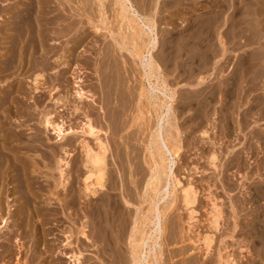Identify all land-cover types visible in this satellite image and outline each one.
<instances>
[{"label":"rangeland","instance_id":"rangeland-1","mask_svg":"<svg viewBox=\"0 0 264 264\" xmlns=\"http://www.w3.org/2000/svg\"><path fill=\"white\" fill-rule=\"evenodd\" d=\"M19 1L20 0H18V2ZM21 1L20 3H17V0H12V1L11 0H0V10L4 9V11L3 10L0 11V33H2V35L0 34V50H2L1 52H6L7 50L11 48H14L15 50L16 46L18 47V45L20 46V45H23V43L28 42L29 37H26L24 35L30 36L32 34L30 38L34 37V33L36 32L38 33V31L36 28L34 30V28L30 27L33 24L31 23V21L35 18V15H37V12L39 10L47 9V11H50L49 13L46 11L48 15L45 14V17L48 18V21L45 20L47 18L41 19L42 21H40V23L44 26V28L43 26L41 28L44 31L43 30L41 31L43 32V36H42V38L44 39L43 41H46V39H48L46 41L47 44L58 46V50H60L59 53L57 51L58 53V54L56 53L57 55L54 54L52 55L53 57H51L52 62L54 61L53 63L54 65L60 62L56 67L54 66L55 69H58L57 68L58 66L60 67L62 64L66 63L67 61L66 55H68L69 52L64 47L68 48L71 44L73 45V43H74V47L77 44L75 47L76 48L75 52L78 51L77 53L81 55L80 56V55L74 54L76 56L70 57L71 59L76 57L75 59H73L74 62L76 63L74 64L73 62L74 64V65L72 64L73 67H75L76 65L77 67L79 65L84 66V63H83L84 61L82 59L85 58V56H89L91 54L90 55L91 57H95V56L97 57V54L98 56L99 54L100 55L103 54V52L106 49L111 50V52L106 50V52L108 53L110 52L109 54H107L108 56H110V54H113V56L114 54L115 55L117 54L116 57H113L112 55L110 56L111 60L109 62H111L112 66L110 63L109 64H110V71L112 73L110 72L111 75L109 79L111 78L110 81L113 79L114 81L112 80V82L113 83L115 82V84L118 83L119 87L117 86V84L116 85L114 84L116 88L115 92L117 94V97L121 101L122 106L124 107L123 108L124 110L122 109L124 111V112L122 111L124 116L122 115L120 110L118 111L116 110L115 112H113L115 116L112 115L113 118L111 119V121H113L114 119L116 120H114L113 123L111 122L110 124L111 125L113 124V126H115L114 128H116L117 130L114 129L113 126H110L111 130L108 129V133L111 135L107 133L108 135L104 134L103 136H100V137H103L102 138L103 140H105L106 138L109 139V140L107 139L108 141L107 143L109 144L110 142V147H111L110 149H112V151H115L114 147H117L116 145H118L117 148L119 149L123 146V145L121 146L120 144L122 142V139L125 142L128 141L127 144L129 143L128 148L127 147L125 148L126 150L122 148V151L124 150L122 157L124 156L127 157V154L125 153L127 151H128L127 153L128 154L130 153L129 155H131V156L128 155L127 157L128 158L127 165L121 171V174L118 170L117 174H116L117 171L116 172L114 171L116 175H112L114 173L108 175L107 178H109V180L108 179L107 180L110 182V184H108L109 187L111 188L113 180L115 181L113 184L116 183L115 186L118 185L117 184L118 182H116V180L118 181L119 178L121 179V175L122 176L125 175L123 177L124 179L125 178L128 179L127 177H129L131 181H134L136 178L137 182L136 181H135L136 183L131 182V181L128 182L125 179L126 184L128 183L130 186H132L131 188L128 184L126 185L128 186L126 190V196L128 197L129 194L130 195L132 194V195L129 198L125 196V199L127 198L126 199L127 202H130L131 204L126 203L127 208L125 209L123 208L121 209L120 207H119L120 209L118 207H116L117 209L115 207H114L115 209L112 208V213L114 214V216L116 217V215H118L120 217L119 219H118V216L117 218L114 217V220H112V224L114 221L115 222H114V225L112 226V229L115 226L116 229L119 230V232H116L115 227L113 231L111 229L112 233L108 231L105 232L104 229L102 231L101 228L99 229L98 227H96L98 232H96V229L94 232L95 236L93 240L95 239V245L96 243H99L96 245L97 247H100L99 246L100 244L105 245L106 243L105 240L107 239L109 233H111L110 234L112 237L111 240L115 241L117 239L115 243L113 241L111 242L115 246L111 247L113 245L110 244L111 246H109V249L106 250L105 252L106 254H103L105 256L108 255L111 263L108 260H106L108 259L107 256L105 259L106 261H103L102 257L104 256H102L101 253L98 254L97 249L95 250L93 246L90 247L91 245L89 246L86 243L83 244L77 240L76 242L74 241L77 236L75 234H78V229H80L78 228V226L79 224L83 222L80 221L81 222L80 223L79 222L80 219L78 220L76 218L77 216H75L73 213V211H75L74 208L77 209V207L70 206V205L67 207L65 205L63 207L64 208L66 207L68 209L66 210L65 208V210L63 211H66L64 213H66L69 217L67 215L66 217L65 214L62 212V208H63L62 207L61 214L63 213L64 216L63 215L61 216L63 218L59 222L61 224L59 223L56 224L55 221H53L55 225H59V226H54V225L53 226L56 228L60 227V229L54 228L52 231H46L45 233L48 232L47 233L48 236L44 234L43 236L44 238H41L40 232L36 231L35 233H37L38 236H35L34 238V236L32 235H27V234H31L29 230L30 228L26 229L30 233L24 234V236L20 238V242L23 241L21 242L22 244L21 247H23L24 249H21L20 247H18V243L16 241H14L15 242L14 243L10 241L6 242V240H4L5 242L3 243L4 245L2 244L0 246V264H47V261H49L48 264H50V261L51 263H54V264H73V262L70 261L72 258L70 259L66 258L64 255V252L67 253V251H68V254L74 253V252L77 253L78 251H80L81 254L80 253H77V254H79V256L81 257L80 258L81 262L83 261L81 264H92V263L96 264V262L99 264L100 263L104 264V262L106 263L107 261H108L107 264H114V263L115 264H118V263L133 264L131 263L132 262L131 261V258H132L131 256L132 246L131 245H133V243H135L136 241H137L136 245L138 244V242L143 241L144 238L142 236L140 237L139 233L140 231L144 229L145 226H147V228L145 227V230H144L146 232L147 230L151 228V226H148V224L150 225V222L147 221V219L149 218L148 217L149 214H150V218L152 217L151 216L153 214L152 204H153V201L155 200L154 198L157 199L158 198L157 196L159 197L161 196V193L159 195L157 194L156 196H155V193H157V191H159L158 189L162 187L163 188L166 187L167 188V189L165 188L166 190L169 189L170 192L168 191V193L171 194L172 192V196L174 195L175 197L173 196L174 200H172L173 202L171 203L170 198H172V196L170 197V194H167V196H165L167 198H164L161 200L162 202L161 204L163 206L160 204L158 206V208H161V210L159 209L160 213L165 212V214H162V217H164L162 218V222H163L162 225L164 229L162 228L163 233L161 232V235L158 240L159 245L161 247L158 248L159 251L156 252L155 254L156 257L154 256L157 261L155 259L153 260V257H152L150 258L149 264H154V261L157 262V263L155 262V264H222L226 257L232 259L234 264H264V0H131L132 6L137 11V13L138 11L140 12L138 13V15H140V17L142 16L141 18H143L144 16V18L145 17L148 18V21L154 18V22L153 21H149V22H152L150 24H153V23L156 24V26H154V29H155L154 33L157 35V37L155 35V37L157 38L156 40L157 43L155 44L156 46L154 49H152L151 51L152 53L150 52V54H148L149 46L148 44H146V43H149V41L146 42V40H150V37L146 35L147 33L144 35L140 34L138 30L137 32H134V29L135 28L137 29V27L135 26L137 24H133L134 22L131 25L135 26V28L133 29L132 27L131 29L130 27L131 25L129 26L130 24L129 20L127 19L128 20L127 21L126 18L124 19L126 20V22L122 20L123 17L121 16V12L118 11V8L120 10V7L117 4H115V0H107V1L102 0V3H100L101 0H60V1L58 0H54V1L44 0L43 1L42 0L43 2L39 0H35V1L33 0V2L32 1L29 2L30 0H26L27 2L25 0H21ZM24 1L26 2V4H23L25 3ZM37 1L39 3L42 2L43 6H41L42 3L39 4ZM111 1L114 3V5L111 4ZM8 3L9 5L8 7H6V4ZM10 3L12 4L14 3L16 6L17 5L18 6L16 7L14 4L12 5ZM99 3L102 4L100 6H102L103 8L99 7ZM19 4H21L22 8L24 5L25 6L27 4H30V5H27L28 9H26L27 7L22 9ZM32 4L33 5L35 4V5L33 6ZM2 6L4 8H2ZM9 6H11V8H9ZM14 7H16L17 9H15ZM18 7H19V10H18ZM6 8H9V9H6ZM16 10L19 15L16 13L17 16H14ZM20 10L22 11L18 12ZM10 11H13V12H10ZM24 11L26 12V14ZM27 12L28 13L30 12L29 15H27L28 14ZM58 12L60 14H57ZM100 12L105 17L102 18V15L100 14ZM118 12L120 13V15ZM21 14L23 15L21 16ZM25 15H27V17ZM31 15H33L32 20L28 18L29 16L31 17ZM61 15L65 17H62ZM7 16L11 18L13 17L14 20L13 18L8 19ZM24 16L25 18H28L31 21L27 23L24 22V21H29V20H25ZM57 16L59 19L62 20L61 22L58 21L59 19L57 18ZM128 16H130L129 13L127 17ZM66 17L67 19H65V22H64L63 20ZM91 17H93V19ZM97 17L98 18L100 17L99 18L100 22H98L99 20L97 21L98 19ZM13 21L17 22L18 25L17 24L15 25ZM69 21H71L72 24H70L71 22ZM47 22H50V24ZM102 22H103V25H102ZM28 23H30L29 24L30 26L27 27ZM43 23H46L48 25L43 24ZM60 24L62 27L60 26ZM68 24H69V27L67 28ZM94 24H98V25L100 24L99 26L95 25L97 29L98 27H100V29H98L99 31L96 29V27L95 29L94 27H92L94 26ZM14 25L17 27L22 25L20 27L21 28L23 27L22 28L23 31L21 30L20 27H19L20 28L19 30L17 29V27H16V30L15 28L13 29ZM45 25L47 26V28H45ZM5 26H9V27L11 26L10 27L11 29H9V27L4 28ZM58 26H60L61 28ZM70 27L71 28L73 27L74 29L76 28L77 31H75L73 28L71 31ZM79 28L81 30L83 28L82 32L80 31ZM143 28L144 29L146 28L145 31H147L146 26ZM32 29H33V32L31 31ZM57 29L59 32L57 31ZM25 30L26 32H29V33H25ZM54 30L57 31L58 33L57 32L55 33ZM60 31L62 32V34L60 33ZM6 32H8L9 34ZM63 32H66V33H63ZM84 32H85V35H84ZM44 33L45 34L48 33V35H50L52 38L49 36H48L49 38L47 36L45 38ZM133 33H137L138 35L140 34L143 36H140V35L136 36V38L139 37V39H136L133 36L134 35ZM22 36L26 38L23 39ZM141 37H143V39ZM27 38H28V41H27ZM140 39L142 40L140 41ZM139 42L142 45H140ZM144 42L147 46H145ZM13 45L15 47H12ZM104 45L107 47L105 48ZM118 45L123 46L124 49L122 50V47H118ZM8 46L11 48H8ZM61 46L63 47V49H65L64 50L65 52L62 50ZM1 47L5 48V50L3 51ZM100 48L103 49L102 53L101 51H99L101 50ZM86 49L90 51H87V53H85ZM126 49L128 51H126ZM91 51L94 53L93 55ZM137 51L139 52L142 51L140 53V54H143L142 55L143 57H141L142 59L139 57V54H135ZM131 52H134L133 54L138 55V56H134ZM88 53L89 55H87ZM77 56H78V59H77ZM3 58H2V55H0V59H3ZM113 58H116L117 60ZM151 58H152V61L153 59H155L154 61L156 63H154L153 61L154 65L155 64L158 65L156 66V68L158 67L160 68V69L158 68L160 71L154 68L155 70H153V72L155 71V73L153 74L149 72L151 69L148 66L149 64L148 61ZM139 59H141L142 61H140ZM114 61H117V63L119 64L118 67H116L117 63L115 64ZM143 63L145 67L143 66ZM113 64L116 65L114 67H116L117 69L113 67ZM73 67H71L65 73L67 81L64 82L65 86L63 87V89L55 88L56 91H54V93H57V95H60L59 97L62 96V98L66 97L68 99V97L70 96L68 100L69 103H66L67 105H69V107L74 105L72 103H75L76 98H78L76 97V94H77V91L81 90L80 88H82L83 89L82 91L84 92L89 91L88 92L89 94L92 92L91 93L92 95L94 96L96 95V93L93 92L95 91L94 82L96 81L94 80V78L91 79V77L94 76L92 72L89 71V73L92 75L86 77L87 79H90V82L88 81V82L81 84L79 80L80 78L78 76L79 74L75 70H73ZM111 69L112 70L116 69L118 71L115 70L113 72ZM156 70H158L159 72H157ZM114 73H116L115 74L116 77H119V78L121 77V75L117 76V73L123 74L122 78L123 79L125 78L124 80L122 79L121 81L123 82V84H121V82L119 81L121 78L119 79L115 77L117 80L119 79L118 80L119 82L116 81L115 78H112L114 76ZM156 73H159L161 75L157 74V77H156ZM146 74L152 77L150 76L148 77V75ZM160 78H162L164 82ZM47 80H43V79L41 80L43 82L42 84L43 86L41 85L42 87L46 88L48 87V85L51 84L50 81L52 79L49 80L50 83L47 82ZM155 80H157L158 82L160 80L161 81L158 83ZM57 83L58 81L55 82V84H51L50 88H52V85L58 86L56 85ZM164 83L165 85H163ZM26 84H27L26 86L31 87L28 83ZM121 85L123 86V89L120 88ZM117 87L119 88L118 89L119 91L121 90L120 93L119 91H117ZM155 87H158V88H155ZM53 88L51 89L52 92L53 90H55ZM154 89H157L158 91ZM162 89L163 91H161ZM170 91L174 95V98L169 97V99L171 98V100H169L167 97L171 95ZM159 92L160 93L162 92L163 94L161 93L162 95L161 94L159 95ZM65 93H67V95ZM141 94H143L144 96ZM157 94L159 97L166 96L167 101L166 99L158 100L159 99L158 96H157L158 98L155 97V100L153 101L154 98L151 96H154ZM118 95H120L121 97ZM150 97L151 99L152 98L153 99L150 100L149 99ZM48 98H47V101L49 100ZM156 99L158 100L160 105L165 100V102L162 103L163 106L161 105L160 107L161 110L157 108L159 106V103L157 102ZM80 100L81 99H78L79 104H80ZM49 101L51 102L52 100H49ZM78 101H76V103ZM123 102H125V104ZM153 102L155 106L157 105L156 108L153 106ZM166 102H169V103H166ZM164 105L166 106L164 107ZM168 106H170L171 108ZM167 108L170 111L167 110ZM70 109L68 108V110H66L65 108V110L61 113L62 117L56 116L54 118V121L59 122L60 120H62L59 123L63 126L64 129H67L69 131V134L67 133L63 141H66L65 139H67L71 143V140H72V143H71L73 144L72 146L68 142V151L70 153H73L75 157H73L74 155L72 154L70 155L71 158L70 156L66 155V157L72 161V162H69L70 160H67L70 163L69 164L70 169L68 170H71V173H72L75 171V168L77 167L76 164H80L78 161L81 159L82 156L80 157L79 155H83L82 153L83 151H82L81 144H80V143H85L83 139L86 140V143L89 142L91 145H93V147L95 146V143H96V140L95 141L93 140L95 139L93 138L95 136L88 135V133L86 134L83 133L84 131L82 130L84 129V126L87 124L86 123L84 125L83 123L85 122L89 123V121L91 120L90 122L93 121L92 123L95 128L97 127L98 129L101 126H99V124L98 126H95L97 124L96 119H93V117L96 116V115L95 116L93 115L95 111H93L92 114L89 113L90 114L88 115L89 117L85 113H82L81 116L74 119L72 118V114H70L72 112V110ZM157 109H159L161 112L158 111ZM154 110H156V112ZM157 111L161 115L160 118L164 117L162 118V122H163L162 124L164 125V131H163V127L162 129H160V134L164 133V136L161 135L160 138H162V136L163 138H165V141L166 143L168 142L167 145L169 144L168 146L171 150H173V147H174V150L172 151V154L174 155V157L173 155L171 156V153L170 155L168 153L164 154L165 163L169 164L172 158L176 159L175 167L177 166V169L175 168L176 169L175 173L177 177L179 179L182 177L180 180L183 184H187L192 181L191 186L193 187V189L196 188L194 189L195 191L197 190L195 193L196 198H195L193 205L192 204L186 205L189 207L188 210H187L188 207L184 205L185 203L184 200H182L183 196L182 194H180L181 193L180 187L175 189L174 193H173V189L170 188L172 186V180H169L171 179L170 177H168L165 174L163 175L165 176L164 178L162 176V180H163L162 183H164L165 185L161 183V180L160 182H157V184L155 182L154 184L152 181L150 183V181L148 180L150 179L148 178L150 177V174L152 176V172L155 171L154 170L155 164H157L161 160L159 156L160 155L159 151L157 152V149L156 151H154V147L156 143L152 144V142L154 141H151L152 140L151 135L153 137L156 134V130L154 129H156L157 127V121L160 116L158 115L159 113H157ZM170 112L172 114L168 116ZM33 115H32L33 118L34 117L35 118L33 119L31 116L30 117L28 116L29 119L26 118L28 119V121L25 119L26 115L23 118L24 121L22 120V116H20L23 122L26 121L24 124L27 126L25 127L22 126L20 128L15 127L16 130L18 128L20 129V131L21 129L23 130V128L25 130L27 127L28 128L27 130L25 131L23 130L24 136L26 134L27 135L30 134V136L29 135L25 136L27 137V138L24 137L26 140L23 141L24 139L22 138L23 139L22 141L26 142L25 144L27 145L28 143L27 139L29 138V140H31L30 144H35L38 146V149L36 148L32 149L34 151H31V149L30 150L26 149L27 151H25L24 148L22 149L24 151L21 150L23 153H25L24 156L26 155L27 158H30V159H27L29 162L32 161L31 160L32 158H33V161L35 162L38 160L42 161V158H40L41 154H39V152L43 153L42 150H44V153H45L46 149L49 151L50 148L54 147L55 144H57L56 142L57 138H55V135L57 137V133L55 134L52 132V130L50 129L47 130L46 128H44L42 123H40L42 121V118L40 117L41 119L39 120L38 115H37L38 117L36 116V114H33ZM85 115L90 119L89 121L88 120L86 121L87 117ZM117 115L120 117L119 118L120 121L117 120L118 119ZM114 117H117V118H114ZM121 117L123 118L125 117L123 120H125L124 122L126 126L124 122H122ZM168 117H170V120H168L169 122L167 121ZM119 122L120 123L122 122L124 124L123 127L124 126L126 127V128H123L122 131H120L122 129V123L120 124ZM166 122L167 123L171 122V124H169L170 126L167 125ZM38 123H40L41 125ZM154 124H156V127ZM40 126L43 127L42 129L44 130L46 129V131L44 130H43L44 132L41 131ZM38 127L40 131L39 129H37ZM118 127H121V128L118 129ZM112 128L114 131H112ZM69 129H73V130H69ZM37 130L39 131V133H36ZM115 130L116 132L119 131L120 133L118 132L117 134H115ZM109 131H111L113 134ZM165 131H166V134H165ZM122 132L123 134L119 138V134H121ZM152 132L155 134H153ZM31 133L32 134L36 133V134L32 135ZM37 134L39 136H37ZM124 134H126L125 138L127 140H125ZM167 134L168 136H166ZM98 135H102V134H98ZM31 136H34V137L36 136L37 140H34L35 138L30 139ZM176 136L177 137L179 136L178 137L179 140L177 141L173 139ZM40 138L41 140H38ZM154 138L155 137H153V139ZM35 141H38V144H36L37 142L35 143ZM40 141H42L44 144L43 143L39 144ZM175 142L177 143L175 144ZM119 144L121 147H119ZM151 144L154 145V147ZM49 145H52V146H49ZM171 145L172 147H170ZM47 146H49L50 148ZM151 148L153 149L154 152L152 151ZM112 151H110V157L113 156L109 161L112 163V164L110 163V166L117 167L116 166L117 161L115 162V160L116 158L120 160V154H122V151L121 153H117V151L113 153ZM36 153H38L39 155H37ZM150 153H152V155L154 156H152ZM115 154L117 157L115 156ZM28 155H30V157ZM212 156L215 158V161L213 160L214 158L212 159ZM165 157L169 159H166ZM152 158H154L153 161H151ZM132 160L133 162H131ZM166 160H168V162ZM33 161L32 163L30 162L31 165H33ZM73 161H76L75 162L76 164ZM215 163L217 166L215 165ZM74 164L76 165V167H74L75 166ZM134 165L135 166L138 165L139 167L137 166L135 168ZM152 165L154 167L151 168L150 166ZM214 167L215 168L217 167V168L215 169ZM128 169H131L134 172ZM134 169H136L137 174L135 173ZM37 170H41V172H44L47 169L43 167H39L37 168ZM48 171L49 170H47L46 172ZM127 171H129L128 172L129 174H125L127 173ZM148 171L150 173H148ZM146 173H148L149 175L147 174L146 176ZM69 174H70V171H69ZM142 174L143 175L145 174L144 177H140V175L142 176ZM118 176L120 177L118 178ZM166 176L168 177L167 179H166ZM185 176H188L189 178ZM133 178L134 180H132ZM137 178L138 179L143 178V180L138 181ZM187 178L189 179V181L187 180ZM164 179L165 181H169L168 184L167 182H164ZM146 180L149 181L148 183H150L151 185L153 184L152 185L153 188L152 186L151 187L147 186L148 188L145 189L146 185L148 184L146 183L147 182ZM139 182H140V185H139ZM142 182L143 183L145 182V184H143ZM44 183H45V186H48V184L45 181ZM44 183L42 182V184ZM78 183H80V179ZM78 183H75V185ZM133 183H134V187H133ZM160 184L162 185V187L160 186ZM36 185L38 186L39 184H36ZM45 186L43 190L36 189V191L40 194V196L43 194L44 195L43 198L48 199L52 193L50 192V190L48 191V189ZM77 186H78V189L81 188V183L80 185L78 184ZM155 186H157V189ZM116 187L118 188V186ZM48 188L51 189L50 186H48ZM117 188H115L116 190L110 189L107 192H113V194L114 192L119 193ZM135 188H136V191L134 190L131 191V189H135ZM151 188L154 190L150 191ZM78 189L77 191L80 192L81 190L80 189L78 190ZM141 189L143 192L141 191ZM144 191H146V198H142L145 195ZM148 191L149 193L152 192L151 197L153 199L149 196L150 194L149 195L147 194ZM102 192L103 191L98 192L100 194L97 193L98 195L97 194L96 195L101 196V198L100 196L98 197V200L99 199L103 200L104 198V201H105V199L108 197V193L102 194ZM138 192H139V195H137ZM141 192L143 193V196L140 195ZM47 194L50 196H48ZM163 194H165V192H163ZM116 197H118V194L115 195V198ZM143 199L146 201H144ZM51 200L52 201L50 202H53V199ZM140 200H143L144 202L143 201L140 202ZM163 200H164V203H163ZM165 203H167V205H164ZM213 203L215 205H213ZM9 204H11V202ZM3 205H6V206H5V214H3L4 219L2 218L0 220V227H1L0 233L1 234H3L2 232L5 233L9 231V229L11 230L10 224L12 222V218L8 217L10 214L7 216L8 213L6 212H9V209L13 208L12 206L5 204V202H3ZM216 205L218 207H216ZM161 206L162 207L166 206L164 207L166 211H164L165 209L162 208ZM169 206L170 208L168 209L167 207ZM212 206L213 207L215 206L216 208L215 207L214 208L219 210V213L217 210L215 211V209H213ZM149 208L151 209V211H148ZM191 209L194 210V212L191 214V216L193 215V219H190L189 217L190 216L189 211H191ZM210 209H212V211ZM113 210H116L115 211L116 213H114ZM51 211L54 212V210H51ZM210 211H211V214H210ZM213 212H216L220 217L218 218L219 219L218 221H220L218 222L219 226L217 224V228H215V230L213 229L214 228L213 224L211 223L212 224L211 225L209 223V221L212 220L211 218H213V214H212ZM136 215H139V217L140 215L141 216L144 215L146 216V220L144 221L145 218L143 216L144 219L140 217V219H142L141 221L138 216L135 217ZM70 216L72 217L74 216V217L72 218ZM5 217L6 218L8 217L7 223L9 224L6 223L8 225L7 227L5 226V223H4L6 219ZM53 217L55 218L54 215L51 218ZM133 217L137 221H134L135 219H133ZM68 218L69 219L71 218L70 219L71 221ZM150 218L148 220H150ZM35 219L39 220L40 217L37 219V216H36ZM75 219H76V222L78 223L74 222ZM86 219L87 218L85 219L82 218L81 220L85 221ZM116 219L118 220V222L116 221ZM32 221H34V218L32 219ZM133 221L135 223H133ZM143 221L145 222L144 224L146 225L144 224L140 225L141 222L143 223ZM38 222H40V220ZM38 222H36L37 225H38ZM72 222L75 223L76 225L73 224ZM131 222L133 223V225L131 224ZM138 222L139 224H137ZM147 222L149 223L147 224ZM115 223H117L118 225L121 224L120 227L117 228V224ZM134 225L138 226V228ZM2 226H4L3 229H2ZM29 226H26V228H28ZM141 226H143V228H141ZM139 227H140V231H139ZM74 228H75V231L77 230V232L73 230ZM123 229H124V232H123ZM130 229H134L135 234L137 232L138 237L135 234L133 236L128 234L130 233L128 232L130 231ZM137 229L139 232L137 231ZM70 231L72 232L74 231L75 233H71L73 235L70 236L69 235ZM49 232L51 233L57 232L58 234H60V237H59L60 239H57L58 238L57 236H59V235H56L57 233L55 234L56 235L55 236L54 233L51 234ZM59 232H61L63 236ZM97 234L99 236H96ZM100 234H102V236ZM105 234L107 236H105ZM113 234L114 235L117 234L118 237L117 235L113 237ZM120 234H123L122 240L120 239V236H119ZM127 234L130 236V239ZM6 235L7 234H4V237ZM25 235H27L28 237L26 236L25 238ZM204 235L205 236L210 235L213 238L211 240L212 242L210 246H208V249H206L207 246L206 247L203 246L204 243L202 244L203 242L202 239H204L202 237H205ZM100 236L101 238L103 237L102 240ZM32 237L34 239H32ZM64 237L65 238L68 237V238L65 239ZM95 237L100 238L99 241H97L98 238L96 239ZM127 237H128V240H127ZM134 237L137 239L138 238L140 239L142 238V239L141 240L136 239L134 242L133 241L135 239ZM3 239H4L3 237L0 238V240H3ZM63 239H65L67 242L70 241L69 242L70 244L72 242L73 246L69 244L70 246L66 245L67 247H65L64 243H62V242H65V240L62 241ZM103 239L105 243H102ZM30 240L32 241L34 240L33 244L38 249H41V248L44 249L45 248L44 245L45 246L49 245L48 247L49 248L51 247V248L49 249L48 247H46L44 253L41 252V256L42 254L44 255L39 258L40 255L35 256V254L37 253L33 254L29 251L30 252L29 254V252L25 250L27 246L28 247L34 246L32 245V241ZM30 242H31V246H29ZM42 242L47 243V245L45 243L42 244ZM117 242L119 243L117 244ZM129 242L130 243L132 242V244L130 245ZM61 243L62 245H64L65 251L63 249V246L61 245L59 246V244ZM39 245L41 246V248L39 247ZM95 245L94 247H96ZM10 246L12 248H10ZM3 247H5L6 252H4ZM47 248H48V251L46 250ZM113 248L114 250L115 249L116 250L114 251ZM18 249L21 251H19ZM60 249H63V253ZM107 251H109L108 254H107ZM110 251L113 252V254L111 253L112 254L111 256L109 254ZM20 252H22L23 254L22 253L20 254ZM31 254L34 255V259ZM35 257L37 258L35 259ZM41 258H43L45 262ZM111 259H114V260H111ZM41 260L42 262H39Z\"/></svg>","mask_w":264,"mask_h":264},{"label":"bare ground","instance_id":"bare-ground-1","mask_svg":"<svg viewBox=\"0 0 264 264\" xmlns=\"http://www.w3.org/2000/svg\"><path fill=\"white\" fill-rule=\"evenodd\" d=\"M12 1V0H11ZM21 1V0H20ZM20 1L18 2V0H17V3H20ZM26 1V0H25ZM24 1V2H25ZM33 2V0H30L29 2ZM35 1V0H34ZM39 1H42V0H39ZM44 1V0H43ZM42 1V2H43ZM48 1V0H47ZM54 1V0H53ZM58 1H60V0H58ZM105 1V0H104ZM107 1V0H106ZM27 2V1H26ZM26 2L25 3H23V4H26ZM38 2V1H37ZM41 2V3H42ZM110 2V1H109ZM21 3H22V1H21ZM35 3V2H34ZM39 3V2H38ZM38 3H36V4H38ZM41 3H39V4H41ZM87 3V2H86ZM100 3H102V0L100 1ZM99 3V7H102V6H100V5H102V4H100ZM10 4H12V3H10ZM14 4V3H13ZM12 4V5H13ZM84 4V3H83ZM111 4H113L114 5V3L111 1ZM115 4H117L119 7H120V10H119V8H118V11L119 12H121V16L123 17V19L122 20H124L125 18H126V20L128 19L129 20V26L133 23V24H137V25H135L136 27H137V29L135 28V26H133V25H131L130 27H131V29H132V27H133V29L135 28L136 29V31H135V29H134V32H137V30H138V32L140 33V34H146L147 36H149L150 37V40H146V42L147 41H149V43H146V44H148V46H149V48H148V54H150V52L152 51V49H154L155 48V44L157 43L156 42V40H157V35L154 33L155 31V29H154V26H156V24H150V23H152V22H149V21H153L154 22V18H152V20H149L148 21V18H144V16H143V18H141L140 17V15H138V13H140L139 11H138V13H137V11L134 9V7L132 6V3H131V0H115ZM134 4V3H133ZM8 5H9V3L8 4H6V7H8ZM15 5V4H14ZM20 6H21V4H19ZM27 5H30V4H27ZM23 6V8H25V7H27L26 9H28V6ZM33 5V4H32ZM35 5V4H34ZM33 5V6H34ZM107 5V4H106ZM16 6V5H15ZM18 6V5H17ZM16 6V7H17ZM41 6H43V3H42V5ZM40 6V7H41ZM66 6V5H65ZM89 6V5H88ZM116 6V5H115ZM16 7H14L15 9H17ZM47 7V6H46ZM52 7V6H51ZM2 8H4L3 6H2ZM9 8H11V6H9ZM9 8H6V9H9ZM13 8V9H14ZM21 8H22V6H21ZM20 8V9H21ZM22 8V9H23ZM29 8H30V6H29ZM42 8V7H41ZM40 8V9H41ZM44 8V7H43ZM103 8V7H102ZM136 8V7H135ZM26 9H25V11H26ZM1 10H3L4 11V9H1ZM0 10V11H1ZM18 10H19V7H18ZM38 10V9H37ZM56 10V9H55ZM101 10V9H100ZM138 10V9H137ZM22 10H20V11H18V12H21ZM24 11V12H25ZM30 11V10H29ZM47 9H41V10H39L38 12H37V15H35V18L33 19L32 18V16L33 15H31V17L29 16L28 18H30V19H28V18H25V16L27 17V15H29V13L27 14V15H25L24 16V19L25 20H29V21H24V22H30L31 21V23H33L32 24V26H30L29 24L30 23H28L27 24V27L28 26H30L31 28H34V30H35V28L37 29V31H38V33L36 32V31H34V32H36V33H34V37H31L30 38V36L32 35H30V36H27V35H24V36H26V37H29V41H28V38H27V41L28 42H26V43H23V45H18V47L16 46H12V47H15V50H14V48H11V47H9L8 46V48H11V49H9V50H7L6 52H1L2 50H0V55H2V58H3V56H4V58L3 59H0V220L3 218V214H5V206L6 205H3V202H5V204H7V205H9V206H12L11 208L12 209H9V212H6V213H8L7 214V216L8 217H11L12 218V222H11V230L9 229V231H7V232H2L3 234H1L0 233V238H4L3 240H0V246L3 244V243H5L4 242V240H6V242H14V241H16L17 243H18V247H20L21 249H24L23 247H21V242H23V241H21L20 242V238L22 237V236H24V234H27V233H30L31 232V234H27V235H32V236H34V238H35V236H38L37 235V233H35L36 231H39L40 232V234H41V238H44L43 236H44V234L45 235H47L48 236V232L47 233H45L46 231H52L54 228H56V227H54V226H59V225H55L54 224V222L53 221H55V223L56 224H58L59 222H60V220L61 219H63L61 216L63 215V213L64 212H66V211H63V210H65V208L63 207V206H75V207H77V209L76 208H74L75 209V211H73V213H74V215L75 216H77L76 218L79 220V222L80 221H82L83 223H81V224H79V226H78V228H80V229H78V234H75V235H77L76 236V239L74 240L75 242H76V240L77 241H79V242H81V243H86L87 245H91L90 247H92L93 246V248H95V250L97 249V253L99 254V253H101L102 254V256H104V257H102L101 255V257L103 258V261H106V260H108L109 262H110V260H109V257H108V255H106L107 257H108V259H106V256L105 255H103V254H106L105 252H106V250L107 249H109V246H111L110 244H112L111 242L113 241L114 243L116 242V240L114 241V240H111L112 239V237H111V229H112V226L114 225V222H113V224H112V220H114V214L112 213V208L113 209H115L116 207H120L121 209L123 208V209H125V208H127V206H126V203H128V204H131L130 202H127V198H129V197H131V195L129 194V196L127 197L126 196V190H127V187L128 186H126L127 184H126V182H125V179L123 178L124 176H122L121 175V179L119 178L120 176H118V178L120 179H118V181L116 180V182H118L117 184L118 185H116V186H118V188L115 186V184H113L115 181L113 180L112 182V185H111V188L109 187V185L108 184H110V182L108 181L109 180V178H107L108 177V175L109 174H112V173H114V174H112V175H116L117 173H118V170H119V172H120V174H121V171L126 167V165H127V157H128V155L130 154H128L127 152H125L126 154H127V157L126 156H124V157H122V155H123V151L124 150H126L125 148L127 147L128 148V144H127V142H125L123 139H122V142L120 143L121 144V146H120V144H119V147H121L120 149L119 148H117L118 147V145H116L117 147H114V149H115V151H117V153H121V151H122V148L124 149L123 151H122V154H120V160L118 159V158H116V160H115V162L117 161V167H115V166H113V167H111L110 166V163L111 162H109L110 161V159L113 157L112 156V154H111V156L112 157H110V151H112V149H110L111 147H110V142H109V144L107 143L108 141H107V139L108 138H106L105 140H103L102 138L103 137H100V136H103L104 134H107L108 133V129H110V126H113V124L111 125L110 123L112 122L113 123V121L114 120H116V119H114L113 121H111V119L113 118L112 117V115L113 116H115L114 114H113V112H115L116 110L118 111V110H120V112L122 113V115L124 116V114H123V106H122V103H121V101L119 100V98L117 97V94H116V88H115V85L117 84V86H118V83H116L115 84V82L113 83L112 82V80L110 81V79H109V77H110V75H111V71H110V64H111V62H109L110 60H111V55L113 56V54H110V56H108L107 54H109L110 52H111V50H108V49H106L107 51H110L109 53L108 52H106V50L103 52V54H99V56H98V54H97V57L95 58V57H91L90 55H89V53L87 54V55H89V56H85V58H83L82 60L84 61L83 63H84V66H81V65H79L78 67H77V65L75 66V67H73V65L74 64H76L75 62H74V60L73 59H75L76 57H74L73 59H71L70 57L71 56H76V55H74V54H77V55H80V54H78L77 52H75V50H76V45H75V47H74V43H73V45L71 44L68 48L67 47H64V48H66L67 49V51L69 52V54L68 55H70V56H68V55H66L67 56V61H66V63L65 64H62L60 67L58 66L57 68L58 69H55L54 68V66L56 67L60 62H58V64H53L54 63V61L52 62V60H51V57H53L52 55H54V54H56L57 53V51H58V53H59V51L60 50H58V46H53V45H49V44H47L46 43V41L48 40V39H46V41H43L44 39L42 38V36H43V32L41 31V30H43V29H41L42 28V24L40 23V21H42L41 19H44V18H47V17H45V14H47V12L49 13L50 11H47ZM54 11V10H53ZM10 12H13V11H10ZM34 12V11H33ZM118 12V13H119ZM8 13V12H7ZM16 13H17V10H16V12H15V15L14 14H12V15H14V16H17L16 15ZM128 13H129V15L130 16H128L127 17V15H128ZM6 14V13H5ZM10 14V13H9ZM18 14V13H17ZM24 14V13H23ZM23 14H21V16L23 15ZM25 14H26V12H25ZM57 14H60L59 12L57 13ZM100 14L102 15V13L100 12ZM153 14V13H152ZM261 14V13H260ZM8 15V14H7ZM11 15V16H12ZM19 15V14H18ZM48 15V14H47ZM76 15V14H75ZM119 15H120V13H119ZM143 15V14H142ZM62 17H65V16H63V15H61ZM69 16V15H68ZM71 16V15H70ZM73 16V15H72ZM100 16V15H99ZM120 16V17H121ZM151 16V15H150ZM8 17V16H7ZM6 17V18H7ZM20 17V16H19ZM101 17V16H100ZM99 17V18H100ZM103 17H105V16H103L102 15V18ZM121 17V18H122ZM152 17V16H151ZM5 18V19H6ZM9 18H11V17H8V19ZM13 18V17H12ZM11 18V19H12ZM49 18H50V16H49ZM57 18H58V16H57ZM92 19H93V17H91ZM98 18V17H97ZM99 18L97 19V21L99 20ZM10 19V20H11ZM59 19V18H58ZM65 19H67V17L66 18H64V22H65ZM90 19V18H89ZM150 19V18H149ZM4 20V19H3ZM7 20V19H6ZM13 20H14V18H13ZM45 20H47L48 21V18L47 19H45ZM44 20V21H45ZM50 20V19H49ZM55 20H57V19H55ZM102 20V19H101ZM126 20H124L125 22H126ZM127 20V21H128ZM145 20V21H144ZM2 21V20H1ZM8 21V20H7ZM22 21V20H21ZM43 21V22H44ZM52 21H53V19H52ZM58 21H62L61 19H59ZM89 21V20H88ZM103 21H105V20H103ZM147 21V22H146ZM14 22V21H13ZM23 22V23H24ZM46 22V21H45ZM51 22V21H50ZM50 22H47V23H49L50 24ZM59 22V23H60ZM69 22H71V21H69ZM86 22V21H85ZM98 22H100V20L98 21ZM136 22V23H135ZM22 23V24H23ZM25 23V24H26ZM56 23H57V21H56ZM11 24V23H10ZM14 24L16 25L17 24V22H14ZM20 24H21V22H20ZM43 24H46V23H43ZM65 24V23H64ZM70 24H72V22L70 23ZM3 25V24H2ZM14 25V27H13V29L15 28V30H16V27L17 26H15ZM18 25V24H17ZM24 25V24H23ZM46 25H48V24H46ZM45 25V28H47V26ZM66 25V24H65ZM95 25H98V24H94V26H92V27H94V29H95ZM100 25V24H99ZM98 25V26H99ZM102 25H103V22H102ZM20 26H22V25H20ZM19 26V27H20ZM26 26V25H25ZM60 26H61V24H60ZM60 26H58V27H60ZM64 26V25H63ZM71 26H73V25H71ZM74 26H76V25H74ZM147 27V31H145L146 30V28L144 29L143 27ZM7 27H9V26H5L4 28H7ZM11 27V26H10ZM9 27V29H11ZM19 27H17V29L19 30L20 28ZM29 27V28H30ZM50 27H51V25H50ZM49 27V28H50ZM62 27V26H61ZM60 27V28H61ZM66 27V26H65ZM69 27V24L67 25V28ZM23 28V27H22ZM21 28V30L23 31V29ZM26 28V27H25ZM24 28V29H25ZM43 28H44V26H43ZM64 28V27H63ZM71 28V27H70ZM73 28V27H72ZM72 28H71V31H72ZM81 28V27H80ZM79 28V29H80ZM9 29H8V31H9ZM12 29V30H13ZM74 29V28H73ZM96 29H97V27H96ZM98 29H100V27H98ZM97 29V30H98ZM6 30V29H5ZM17 30V31H18ZM51 30V29H50ZM55 30H56V28H55ZM54 30V32L56 33L57 31H58V29H57V31H55ZM75 31H77L76 30V28L74 29ZM82 30H83V28H82ZM82 30L80 29V31L82 32ZM86 30V29H85ZM84 30V31H85ZM28 31V30H27ZM30 31V30H29ZM32 32H33V29L31 30ZM44 31V30H43ZM46 31V30H45ZM52 31V30H51ZM50 31V32H51ZM87 31V30H86ZM88 31H89V29H88ZM99 31V30H98ZM4 32V31H3ZM19 32V31H18ZM31 32V33H32ZM59 32V31H58ZM57 32V33H58ZM96 32V31H95ZM6 33H8V32H6ZM16 33V32H15ZM20 33H21V31H20ZM25 33H29V32H26V30H25ZM25 33H23V34H25ZM60 33L62 34V32L60 31ZM59 33V34H60ZM63 33H66V32H63ZM69 33V32H68ZM71 33V32H70ZM77 33H79V32H77ZM1 35H2V33H0ZM4 34V33H3ZM9 34V33H8ZM12 34V33H11ZM54 34V33H53ZM60 34V35H61ZM81 34V33H80ZM134 35V37L136 38V36H139L137 33H133ZM148 34H150V35H148ZM74 35V34H73ZM84 35H85V32H84ZM143 35H140V36H143ZM152 35V36H151ZM155 35H156V37H155ZM44 36H45V38H46V36L48 37H51L50 35H48V33L47 34H45L44 33ZM63 36V35H62ZM88 36V35H87ZM111 36H112V34H111ZM2 37V36H1ZM12 37H13V35H12ZM23 37V36H22ZM26 37H23V39L24 38H26ZM48 37V38H49ZM60 37V36H59ZM84 37V36H83ZM20 38V37H19ZM42 38V39H41ZM52 38V37H51ZM70 38V37H69ZM81 38H82V36H81ZM80 38V39H81ZM85 38V37H84ZM142 39H143V37H141ZM148 38V37H147ZM11 39V38H10ZM22 39V38H21ZM41 39V40H40ZM136 39H139V37L138 38H136ZM142 39H140V41L142 40ZM26 40V39H25ZM77 40H78V38H77ZM85 40V39H84ZM114 40V39H113ZM115 40H117V39H115ZM145 40H143V41H145ZM70 41H71V39H70ZM83 41V40H82ZM86 41V40H85ZM22 43V42H21ZM140 43V42H139ZM3 44V43H2ZM9 44V43H8ZM123 44V43H122ZM121 44V45H122ZM144 44H145V42H144ZM145 44V46H147ZM6 45V44H5ZM106 45V44H105ZM104 45V46H105ZM119 46L118 45V47H122V50L124 49V47L123 46ZM138 45V44H137ZM140 45H142L141 43H140ZM4 46V45H3ZM102 46H103V44H102ZM112 46V45H111ZM144 46V45H143ZM62 47V46H61ZM94 47V46H93ZM107 46H105V48H106ZM200 47V46H199ZM6 48H7V46H6ZM1 49H3V51L5 50V48H2L1 47ZM13 49V50H12ZM61 49V48H60ZM99 49V48H98ZM101 50H99V51H101V53H102V51H103V49L102 48H100ZM121 49V48H120ZM62 50L64 51L65 49H63V47H62ZM84 50V49H83ZM121 50V51H122ZM136 50V49H135ZM141 50V49H140ZM145 50H147V49H145ZM66 51V52H67ZM86 51V52H85ZM84 52L85 53H87V51H90V50H85ZM98 51V52H99ZM116 51V50H115ZM126 51H128L127 49H126ZM132 51H134V50H132ZM9 54H8V53ZM65 52V51H64ZM67 52V53H68ZM92 52V51H91ZM95 52H96V50H95ZM114 52V51H113ZM130 52V51H129ZM142 51H137L135 54H139V57L141 58V57H143L142 55L143 54H140ZM57 53V54H58ZM81 53V52H80ZM84 53V54H85ZM100 53V52H99ZM132 54L134 53V52H131ZM152 53V52H151ZM56 54V55H57ZM65 54V53H64ZM84 54H83V56H84ZM94 53L92 52V55H93ZM119 54V53H118ZM123 54V53H122ZM121 54V55H122ZM10 55V56H9ZM96 55V54H95ZM117 55V54H116ZM116 55L114 54V56L113 57H116ZM134 55V54H133ZM141 55V56H140ZM7 56V57H6ZM9 56V57H8ZM58 56H60V55H58ZM62 56H64V55H62ZM81 56V55H80ZM134 56H138V55H134ZM150 56V55H149ZM152 56V55H151ZM57 57V56H56ZM108 57H109V59H108ZM120 57V56H119ZM147 58V57H146ZM62 59V58H61ZM64 59V58H63ZM77 59H78V56H77ZM85 59V60H84ZM113 59H115V60H117L116 58H113ZM142 59V58H141ZM141 59H139L140 61H142ZM51 60V61H50ZM56 60V59H55ZM155 59H153V61H154ZM62 61V60H61ZM138 61V60H137ZM139 61V62H140ZM148 61V60H147ZM153 61H152V58L151 59H149V61H148V63H146V64H148V66H149V68L151 69L149 72H151V74H153V73H155V71L153 72V70H155L154 68H156V66H158L157 64H155L154 65V63H156L155 61H154V63H153ZM56 62V61H55ZM73 62H74V64H73ZM115 62V64L117 63V61H114ZM113 62V63H114ZM57 63V62H56ZM110 63V64H109ZM73 64V65H72ZM121 64H122V62H121ZM141 64V63H140ZM117 65V66H116ZM116 65H114L113 64V67L114 66H116V67H118L119 66V64L117 63ZM142 65V64H141ZM111 66H112V64H111ZM143 66H144V63H143ZM147 66V67H148ZM71 67H73V70H75L79 75V80H80V82H81V84H83V83H85V82H90V79H87L86 77L87 76H91L92 74L94 75L93 77H91V79H93L94 78V80L96 81V82H94V87H95V91H93V92H95L96 93V97L94 96V95H92L91 93V95L88 93L89 91H82L83 89L82 88H80L81 90H79V91H77V94H76V97H78V98H76V101H78V99H81L80 100V104H79V101L76 103V101H75V103H72V104H74V105H72V106H70L69 107V105H67L66 103H69V97H68V99L66 98V97H64V98H62V96L61 97H59L60 95H57V93H54V91H56V89L58 88V89H63V87L65 86V81H67L66 80V76H65V73L71 68ZM116 67H114V68H116ZM145 67V66H144ZM52 68V69H51ZM54 68V69H53ZM143 68V67H142ZM159 68V67H158ZM158 68H156V69H158ZM117 69V68H116ZM116 69H111L113 72L116 70ZM118 69H120V68H118ZM160 69V68H159ZM158 69V70H159ZM122 70V69H121ZM124 70V69H123ZM158 70H156L157 72H159ZM89 71L90 72H92V74H90L89 73ZM116 71H118V70H116ZM120 71V70H119ZM44 72H46V73H44ZM80 72V73H79ZM111 72V73H110ZM74 74V73H73ZM76 74V73H75ZM90 74V75H89ZM116 73H114V76L112 77V78H115L116 77V75H115ZM119 74V75H118ZM150 74V73H149ZM157 74H159V73H156V77H157ZM121 75V79L119 78V77H116V78H119L118 80L121 82L122 81V77H123V74H120V73H117V76H120ZM146 75H148V74H146ZM159 75H161V74H159ZM42 76H43V78H42ZM145 76V75H144ZM150 75H148V77H149ZM155 76V75H154ZM147 77V78H148ZM150 77H152V76H150ZM162 77V76H161ZM48 80H47V79ZM115 78V80L116 81H118L117 79ZM154 78V77H153ZM47 80V82H49V80H51L50 82H51V84H55V82H57L58 81V83L56 84V85H58V86H53L52 85V88L53 89H55V90H53V92L51 91V89L52 88H50L51 87V84L50 85H48V87H46V88H44V87H42L43 85V82L41 81V80ZM125 79V78H124ZM123 79V80H124ZM155 79V78H154ZM157 79V78H156ZM161 80H162V78H160ZM146 80V79H145ZM160 80V81H161ZM53 81V82H52ZM114 81V80H113ZM118 81V82H119ZM155 81H157V80H155ZM159 81V82H160ZM163 81V80H162ZM49 82V83H50ZM77 82V81H76ZM158 82V81H157ZM158 82V83H159ZM164 82V81H163ZM163 82H161V83H163ZM26 83H28L31 87H28V86H26L27 84ZM68 83V82H67ZM124 83H125V81H124ZM155 83V82H154ZM160 83V84H161ZM166 83V82H165ZM165 83L163 84V85H165ZM115 84V85H114ZM121 84H123V82H121ZM42 85V86H41ZM80 85V84H79ZM88 85V84H87ZM154 85H156V84H154ZM158 85V84H157ZM162 85V84H161ZM44 86H46V85H44ZM122 86V85H121ZM120 86V88H122L123 89V86L121 87ZM153 86V85H152ZM119 87V86H118ZM117 87V91H119L118 88ZM164 87V86H163ZM155 88H158V87H155ZM93 89V88H92ZM76 90V89H75ZM154 90H157V89H154ZM160 90V89H159ZM121 91V90H120ZM120 91H119V93H120ZM158 91V90H157ZM161 91H163V89L161 90ZM88 94H87V93ZM150 92V91H149ZM75 93V92H74ZM73 93V94H74ZM143 93V92H142ZM154 93V92H153ZM162 93V92H161ZM160 92H159V95L161 94ZM167 93V92H166ZM34 94V95H33ZM53 94V95H52ZM66 95H67V93H65ZM146 94H147V92H146ZM156 94V93H155ZM163 94V93H162ZM161 94V95H162ZM170 94L171 95H169V96H167L168 97V99H169V97H171V98H174V95H173V93L170 91ZM52 95V96H51ZM141 95H143V94H141ZM149 95V94H148ZM147 95V96H148ZM166 95V94H165ZM48 96H49V98H48ZM118 96H120V95H118ZM139 96H140V94H139ZM144 96V95H143ZM158 96V94L157 95H154V96H151V97H153L152 99H153V101L155 100V97L156 98H158L157 97ZM49 99V100H52L51 102L49 101H47V98ZM121 97V96H120ZM151 97L149 98L150 100H152L151 99ZM163 97H165V98H163ZM163 97H159V99L158 100H162V99H166V96H163ZM75 98V97H74ZM161 98V99H160ZM171 98L169 99V100H171ZM192 99V98H191ZM29 100V101H28ZM70 100H71V98H70ZM73 100V99H72ZM157 100V99H156ZM158 100H157V102H158ZM29 103H28V102ZM68 101V102H67ZM74 101V100H73ZM123 101V100H122ZM166 101H167V99H166ZM72 102V101H71ZM164 102H165V100H164ZM164 102H162V103H164ZM124 104H125V102H123ZM137 103V102H136ZM159 103V102H158ZM162 103H161V105H162ZM166 103H169V102H166ZM161 105H160V103H159V106L157 107V108H159L160 109V107H161ZM169 105V104H168ZM125 106V105H124ZM153 106L156 108V106H155V104H154V102H153ZM163 106V105H162ZM166 105H164V107H165ZM168 107H170V106H168ZM65 108H66V110H68V108L70 109V110H72V112L70 113V114H72V118H78L79 116H81V114L82 113H85L87 116L88 115H90L89 113H93V111H95L94 113H93V115L95 116V117H93V119H96V125L95 126H98V124H99V126H101V127H103V128H98L97 129V127L95 128L94 126H93V121L92 122H90L91 120L87 117V119H86V121L88 120H90L89 121V123L88 122H85V123H83L85 126H84V129L82 130V131H84L83 133L84 134H86V133H88V135H93V136H95V137H93V138H95V139H93L94 141L96 140V143H95V146L93 147V145H91L89 142L88 143H86V140L85 139H83L84 140V142L85 143H80L81 144V148H82V153H83V155H79L80 157H81V159L78 161L80 164H76L75 162L76 161H73L76 165H77V167H76V165L74 166V167H76L75 168V171L74 172H72L71 173V170H68V169H70L69 168V162H72L70 159H68L67 157H66V155L67 156H70L71 154L72 155H74L73 153H70L69 151H68V142H69V144H71L72 143V140H71V143H70V141H68L67 139H65L66 141H63V139H64V137H66V135H67V133L69 134V131L67 130V129H64L63 128V126L59 123L60 121H62V120H60L59 122H56V121H54V118L56 117V116H60V117H62V115H61V113L65 110ZM171 108V107H170ZM123 109V110H122ZM159 109H157L158 111H160ZM167 110H169L168 108H167ZM166 110V111H167ZM123 111V112H122ZM155 112H156V110H154ZM157 111V113H159ZM170 111V110H169ZM161 112V111H160ZM175 113V112H174ZM24 114V115H23ZM33 114H36V116L38 115L39 116V120L42 118V121L40 122V123H42V125H43V127L44 128H46L47 130L48 129H50V130H52V132L53 133H57V137H56V135H55V138H57L56 139V142H57V144H55V143H53V144H55V146L54 147H52V148H50L49 146H52V145H49V146H47V147H49L50 149H49V151L46 149V151H45V153H44V150H42L43 151V153H41V152H39V154H41L40 156V158H42V161H33V158L31 159L32 161H33V165H31V163H32V161H28L27 159H30V158H27L26 157V155L24 156V154L25 153H23L22 151H24V150H22L23 148L25 149V151H27L26 149H28V150H30L31 149V151H34V150H32V149H38V146L37 145H35V144H30V141L31 140H29V138L27 139V141H28V143H27V145L25 144L26 142H23V141H25L26 139L25 138H27V137H25V136H30V134H26L25 136H24V132H23V130H24V128H23V130L21 129V131H20V129H18V128H20V127H22V126H27V125H25L24 123L26 122H23L24 121V116L26 115V117H25V119L26 118H28V116L30 117H32L33 118ZM162 114V113H161ZM172 113L170 112V114L168 115V116H170ZM33 115V116H32ZM84 115V114H83ZM122 115H120V116H122ZM157 115V114H156ZM158 115H160V113L158 114ZM157 115V116H158ZM163 115V114H162ZM20 116H22V120H21V118H20ZM37 116V117H38ZM118 116V115H117ZM41 117V118H40ZM59 117V118H60ZM83 117V116H82ZM161 117V115L159 116V118H158V121H157V127H156V124H154L155 125V127H156V129H154V130H156V134L155 133H153V134H155L153 137H155L154 139H153V137H152V135H151V138H152V140L151 141H154V142H152V144H155V147H154V145H152L153 147H154V151H156V149H157V152L159 151V156H160V161L157 163V164H155V168H154V172H152V176H151V174H150V177H148V178H150V179H148L149 181H150V183H151V181L154 183H156L157 184V182H160V180H161V183H162V176L165 174V175H167L168 177H170L171 179H169V180H172V186L170 187V188H172L173 189V193H174V191H175V189H177L178 187H180V190H181V193L180 194H182V200H184V205L186 206V205H193V203H194V201H195V196H196V191L194 190V189H196V188H194L193 189V187L191 186V182H189V183H187V184H183L182 182H181V178L179 179L178 177H177V175H176V173H175V170L177 169V166L175 167V160L176 159H173L172 158V160H170V162H169V164H167V163H165V160H164V154H169L170 155V153H171V156L173 155L172 154V151L174 150V147H173V150H171L170 148H169V144L167 145V143H166V141H165V138H163V136H164V133L163 134H160V129H162V127H163V131H164V125L162 124L163 122H162V118H164V117H162V118H160ZM172 117V116H171ZM35 118V117H34ZM33 118V119H34ZM91 118V117H90ZM114 118H117V117H114ZM119 116H118V119L117 120H119ZM125 118V117H124ZM123 117H121V120H122V122H124L125 120H123L124 119ZM169 118V119H168ZM167 118V121L168 120H170V117H168ZM29 119V118H28ZM28 119H26L27 121H28ZM38 119V118H37ZM30 120H32V119H30ZM39 120H38V122H39ZM160 120V121H159ZM95 121V120H94ZM120 121V120H119ZM163 121H164V119H163ZM121 122V123H122ZM169 122V121H168ZM21 123V124H20ZM40 123H38V124H40ZM120 123V122H119ZM120 123V124H121ZM156 123V122H155ZM27 124V123H26ZM101 124V125H100ZM124 124H125V122H124ZM123 123H122V129L120 130V131H122L123 130V128H126L125 126H126V124H125V126L123 127V125H124ZM166 124L167 125H169V124H171V122L170 123H167L166 122ZM41 125V124H40ZM63 125H64V123H63ZM117 125V124H116ZM174 125V124H173ZM120 126V125H119ZM170 126V125H169ZM15 127H18L17 128V130L15 129ZM41 127V126H40ZM43 127H41V131H43L44 129H42ZM83 127V126H82ZM115 126H113V128H114ZM154 127V128H155ZM113 128H112V131H114L113 130ZM119 128H121V127H118V129ZM166 128V127H165ZM170 128V127H169ZM28 128L26 127V129L25 130H27ZM37 129H39V127L37 128ZM46 129L44 130V131H46ZM114 129H116V128H114ZM19 130V131H18ZM24 130V131H25ZM49 130V131H50ZM69 130H73V129H69ZM111 130V129H110ZM117 130V129H116ZM116 130H115V134H117L119 131H117L116 132ZM38 131V130H37ZM36 131V133H39V131H40V129H39V131L37 132ZM43 131V132H44ZM167 131V130H166ZM166 131H165V134H166ZM169 131V130H168ZM171 131V130H170ZM70 132H72V131H70ZM109 132H111V131H109ZM204 132V131H203ZM202 132V133H203ZM29 133V132H28ZM36 133H34V134H32V135H35ZM112 133V132H111ZM120 133V132H119ZM205 133H206V131H205ZM23 134V135H22ZM98 134H102V135H98ZM109 134V133H108ZM107 134V135H108ZM113 134V133H112ZM123 134V132L121 133V134H119V138H120V136ZM169 134V133H168ZM168 134L166 135V136H168ZM171 134H172V132H171ZM170 134V135H171ZM109 135H111V134H109ZM125 136H124V138L126 137V134H124ZM161 135H163L162 136V138H160V136ZM169 135V136H170ZM178 135V134H177ZM205 135V134H204ZM254 135V134H253ZM37 136H39L38 134H37ZM117 136V135H116ZM165 136V137H166ZM25 137V138H24ZM109 137V136H108ZM172 137V136H171ZM179 137V136H178ZM178 137L176 136L175 138H173V139H175L176 141L177 140H179L178 139ZM24 140H23V139ZM31 138H35L34 140H37L36 139V136L34 137V136H31L30 137V139ZM68 138V137H67ZM177 138V139H176ZM23 140V141H22ZM33 140V141H34ZM38 140H41V138L40 139H38ZM109 140V139H108ZM125 140H127L126 138H125ZM17 144H16V143ZM37 142V143H36ZM41 142V143H40ZM39 142V144H42L43 142L42 141H40ZM81 142H83V141H81ZM118 142V141H117ZM32 143V142H31ZM35 143L36 144H38V141H35ZM93 143V144H94ZM116 143V142H115ZM125 143V144H124ZM177 142H175V144H176ZM25 144V145H24ZM44 144V143H43ZM91 146H90V145ZM171 144V143H170ZM174 144V145H175ZM46 145V144H45ZM73 144H71V146H72ZM125 146V147H124ZM70 147V146H69ZM149 147V146H148ZM170 147H172V145L170 146ZM45 148V147H44ZM116 148H117V150H116ZM42 149V148H41ZM119 149V150H118ZM152 149V148H151ZM22 150V151H21ZM41 151V150H40ZM115 151H112L113 153H115ZM119 151V152H118ZM135 151V150H134ZM152 151H153V149H152ZM151 151V152H152ZM153 151V152H154ZM177 151V150H176ZM29 152V151H28ZM152 152V153H153ZM175 152V151H174ZM75 153V152H74ZM116 153V154H117ZM136 153V152H135ZM152 153H150L151 155H152ZM27 154H29V153H27ZM37 155H39L38 153H36ZM43 154V155H42ZM116 154H115V156H116ZM125 154V155H126ZM32 155V154H31ZM118 155V154H117ZM157 155V154H156ZM155 155V156H156ZM178 155V154H177ZM176 155V156H177ZM29 157H30V155H28ZM76 156H77V154H76ZM78 156V157H79ZM115 156H114V158H115ZM129 156H131V155H129ZM152 156H154V155H152ZM213 156H214V154H213ZM212 156V159L214 158ZM216 156V155H215ZM39 157V156H38ZM67 159H66V158ZM73 157H75V155L73 156ZM73 157H72V159H73ZM117 157V156H116ZM132 157H134V156H132ZM169 157V156H168ZM173 157H174V155H173ZM70 158H71V156H70ZM157 158V157H156ZM155 158V159H156ZM166 158V157H165ZM210 158V157H209ZM243 158V157H242ZM153 159L154 158H152L151 159V161H153ZM166 159H169V158H166ZM67 160H70L69 162L67 161ZM119 160V161H118ZM131 160V159H130ZM129 160V161H130ZM214 161H215V158L213 159ZM156 161V160H155ZM154 161V162H155ZM167 162H168V160H166ZM211 161V160H210ZM131 162H133V160L131 161ZM137 162V161H136ZM151 163H153V162H151ZM213 163V162H212ZM73 164V163H72ZM112 164V163H111ZM215 165H216V163H215ZM214 165V166H215ZM72 166V167H73ZM130 166V165H129ZM135 166V165H134ZM133 166V167H134ZM138 165H136L135 166V168L137 167ZM217 166V165H216ZM39 167H43V168H46L47 170H49L48 172H46V171H44V172H41V170H37V168H39ZM132 167V168H133ZM139 167V166H138ZM151 168L152 167H154L153 165L152 166H150ZM149 167V168H150ZM131 168V167H130ZM176 168V169H175ZM215 168V167H214ZM217 168V167H216ZM215 168V169H216ZM42 169V168H41ZM74 169V168H73ZM140 169V168H139ZM138 169V170H139ZM128 170H131V169H128ZM135 170V173L137 172L136 171V169H134ZM151 170V169H150ZM35 171H36V173H35ZM43 171V170H42ZM69 171H70V174H69ZM73 171V170H72ZM116 172V174H115V172ZM131 171H133V170H131ZM141 171V170H140ZM129 171H127V173H125V174H129L128 173ZM134 172V171H133ZM146 172V171H145ZM144 172V173H145ZM34 173V174H33ZM132 173V172H131ZM134 173V174H135ZM140 173V172H139ZM148 173H150L149 171H148ZM148 173H146V176H147V174ZM137 174V173H136ZM131 175V174H130ZM139 175V174H138ZM145 175V174H144ZM144 175L142 174V176L140 175V177H144ZM149 175V174H148ZM71 178H70V177ZM128 176V175H127ZM133 176V175H132ZM166 176V179L168 178ZM79 177H81V178H79ZM131 177V176H130ZM134 177V176H133ZM165 176H163V178H164ZM185 177H188V176H185ZM226 177V176H225ZM128 179H129V177H127ZM132 178V177H131ZM189 178V177H188ZM187 178V180L189 181V179ZM79 179H80V183H81V188H79L81 191L79 192V191H77V189H78V184L80 185V183H78V181H79ZM108 179V180H107ZM116 179V178H115ZM128 179H126L128 182L129 181H131L130 179L128 180ZM138 179V178H137ZM145 179V178H144ZM184 179V178H183ZM191 179V178H190ZM132 180H134V178L132 179ZM139 180H143V178L141 179V178H139L138 179V181ZM186 180V179H185ZM184 180V181H185ZM44 181L48 184V186H50V188L51 189H49L48 188V186H45V183H44ZM136 181V178H135V180L134 181H131V182H135ZM147 181V180H146ZM149 181H147L146 183H148ZM183 181V182H184ZM42 182L44 183V184H42ZM108 182V183H107ZM137 182V181H136ZM135 182V183H136ZM141 182V181H140ZM140 182H139V185H140ZM164 182H167V184H168V182L169 181H165V179H164ZM75 183H78V184H76L75 185ZM143 183V182H142ZM150 183H148V184H150ZM154 183V184H155ZM186 183V182H185ZM36 184H39L38 186L36 185ZM143 184H145V182L143 183ZM146 185V187H145V189L146 188H148L147 186H152L151 184L150 185ZM162 184H164V183H162ZM171 184V183H170ZM36 185V186H35ZM129 185V184H128ZM137 185V184H136ZM165 185V184H164ZM44 186L48 189V191L50 190V192L54 195H52L51 194V196H53V197H51L50 195H48V196H50L49 198H50V200H49V198L48 199H45V198H43V194L40 196V194L36 191V189H44ZM77 187V189H76V187ZM130 186V185H129ZM145 186V185H144ZM160 186L162 187V185L160 184ZM131 188H132V186H130ZM129 187V188H130ZM133 187H134V183H133ZM156 187V189H157V186H155ZM165 187V186H164ZM115 188H117L118 189V191H119V193H116V192H114V194L116 193V194H118V197H116L115 198V195L113 194V192H107L108 190H110V189H115ZM129 188H128V190H129ZM136 188H138V187H136ZM136 188L135 189H131V191H136ZM140 188V187H139ZM152 188H153V186H152ZM150 189V191H152V190H154V189ZM166 188V187H165ZM165 188H160V189H158L159 191H157V193H155V196L158 194H160L161 193V196L159 197V196H157L158 198L156 199V198H154L155 200H157V201H153V204H152V211H153V214L151 215L152 217L150 218V214H149V212H148V214H149V218H150V220H148L147 219V221H149L150 222V225L148 224L149 222H147V224H148V226H151V228L149 229V227H148V229L149 230H147V232L146 231H144L145 230V227L147 228V226H145L144 227V229L142 230V231H140V227H139V231H140V233H139V235H140V237L142 236L144 239H143V241H141V242H138V244L136 245V243H137V241L135 242V240L137 239V238H135L133 241L135 242V243H133V245H134V247H133V245H131L132 244V242L130 243V245L132 246H130L131 248H132V254H131V256H132V258H131V263H133V264H149V262H150V258H152L153 257V260L155 259V257H156V252H158L159 251V247H161L160 245H159V242H158V240H159V237H160V235H161V232L163 231L162 230V228H163V225H162V218H164V217H162V214H165V212L163 213L162 211V213H160V211H159V209L161 210V208H158V206H159V204L160 205H162L161 203V200L162 199H164V198H167V197H165V196H167V194H170V193H168V191L170 192V190L168 189V190H166ZM78 189V190H79ZM143 189H144V187H143ZM172 189H171V191H172ZM39 190V191H40ZM116 190V189H115ZM138 190V189H137ZM47 191V190H46ZM47 191V192H48ZM101 191H103L102 192V194L103 193H108V197L105 199V201H104V198H103V200H98V197L100 196H97L98 194H100V193H98V192H101ZM112 191V190H111ZM131 191H129V192H131ZM139 191V190H138ZM141 191H142V189H141ZM41 192V191H40ZM128 192V191H127ZM143 192V191H142ZM141 192V194L140 195H142L143 196V193ZM145 192V195H144V197H142V198H146V191H144ZM155 192H156V190H155ZM159 192V193H158ZM163 192H165V194H163ZM167 192V193H166ZM176 192H178V191H176ZM176 192H175V194H176ZM98 193V194H97ZM133 193V192H132ZM135 193V192H134ZM97 194V195H96ZM106 194H104V195H106ZM150 197H151V194H152V192L151 193H149V191H148V193H147ZM178 194V193H177ZM46 195V194H45ZM104 195H102V196H104ZM137 195H139V192H138V194ZM154 195V194H153ZM47 196V197H48ZM125 196L127 197L126 199H125ZM136 196V195H135ZM169 196V195H168ZM172 196V192H171V194H170V197ZM174 196V195H173ZM173 196H172V198H173ZM46 197V198H47ZM90 197V198H89ZM134 197V196H133ZM149 197V198H150ZM175 197V196H174ZM97 198V199H96ZM100 198H101V196H100ZM136 198V197H135ZM140 198V197H139ZM141 198V199H142ZM152 198V197H151ZM172 198H170L171 199V203L173 202L172 200H174V198L172 199ZM38 199V200H37ZM51 199H53V202H50V201H52ZM137 199V198H136ZM153 199V198H152ZM177 199V198H176ZM49 200V201H48ZM125 200V201H124ZM139 200V199H138ZM144 200V199H143ZM143 200H140V202L141 201H143ZM144 201H146V200H144ZM143 201V202H144ZM151 201V200H150ZM165 201H167V200H165ZM169 201V200H168ZM11 202V204H9ZM138 203V202H137ZM163 203H164V200H163ZM127 204V205H128ZM212 204V203H211ZM141 205V204H140ZM139 205V206H140ZM164 205H167V203H165ZM171 205V204H170ZM213 205H215L214 203H213ZM8 206V207H9ZM56 206V207H55ZM150 206V205H149ZM148 206V207H149ZM163 206V205H162ZM161 206V207H162ZM55 207V208H54ZM64 209H63V208ZM115 207V208H114ZM164 207H166V206H164ZM164 207H162V208H164ZM186 207H188V206H186ZM185 207V208H186ZM215 207V206H214ZM213 206H212V208L213 209H215L216 207H218L217 205H216V207L214 208ZM61 208H62V214H61ZM119 208V209H120ZM151 208V207H150ZM149 208V209H150ZM168 209L170 208V206L169 207H167ZM68 208H66V210H67ZM73 209V210H74ZM117 209V208H116ZM118 209V210H119ZM148 209V211H151V209L149 210ZM165 209V208H164ZM167 209V210H168ZM189 209V207L187 208V210ZM51 210H54V212H52ZM118 210H117V212H118ZM211 211H212V209H210ZM217 209H215V211H216ZM6 211H7V209H6ZM50 211V212H49ZM114 211V213H116L115 211L116 210H113ZM164 211H166V209L164 210ZM211 211H210V214H211ZM218 211V213H219V210H217ZM52 212V213H51ZM68 212V211H67ZM71 212H72V210H71ZM76 212V213H75ZM137 212V211H136ZM194 212V210H192L191 209V211H189V217H190V219H193V215L191 216V214ZM221 212V211H220ZM147 213V212H146ZM65 214V216L67 215L66 213H64ZM71 214V213H70ZM213 214V218H211L212 220H210L209 221V223L211 224H213V229L215 230V228H217V224H218V226H219V223L218 222H220V221H218L219 219L218 218H220L219 217V215L216 213V212H213L212 213ZM54 215L55 216V218L53 217V218H51L52 216ZM145 215V214H144ZM143 215V216H144ZM5 216V215H4ZM33 216H35V217H33ZM36 216H37V219L40 217V222H38L39 220H36L35 218H36ZM39 216V217H38ZM64 216V215H63ZM68 216V215H67ZM66 216V217H67ZM117 216L118 215H116V217L115 218H117ZM139 217V215H136L135 217ZM143 216H141L140 215V217L141 218H143ZM164 216V215H163ZM212 216V215H211ZM8 217L5 219V221H4V223H5V226L7 227L8 225L7 224H9V223H7L8 222ZM69 217V216H68ZM70 217H72V216H70ZM74 217V216H73ZM72 217V218H73ZM140 217H139V219H140ZM222 217V216H221ZM34 218V221H32V219ZM82 218H87L85 221H83V220H81ZM120 217L118 216V219H119ZM145 218V219H144ZM144 221L146 220V216H144ZM4 219V218H3ZM69 219V218H68ZM71 219V218H70ZM69 219V220H70ZM133 219H135L134 217H133ZM72 220H74V219H72ZM121 220V219H120ZM141 221H142V219H140ZM11 221V220H10ZM38 222V225L36 224V222ZM71 221V220H70ZM116 221L118 222V220L116 219ZM134 221H137L136 219L134 220ZM133 221V223H135ZM143 221V223L141 222V224L140 225H142V224H144L145 222ZM63 222H64V220H63ZM74 222H76V219H75V221ZM85 222V223H84ZM122 222V221H121ZM7 223V224H6ZM53 223V224H52ZM73 223V222H72ZM76 223H78V222H76ZM133 223L131 222V224L133 225ZM59 224H61V223H59ZM73 224H75V223H73ZM115 224H117V223H115ZM137 224H139V222L137 223ZM211 224V225H212ZM30 225V226H29ZM54 225V226H53ZM63 225V224H62ZM76 225V224H75ZM81 225V226H80ZM121 225V224H120ZM120 225H118L117 224V228H119L120 227ZM123 225V224H122ZM144 225H146V224H144ZM162 225V226H161ZM26 226H29L28 228H26ZM61 226V225H60ZM124 226V225H123ZM123 226H121V227H123ZM126 226V225H125ZM134 226H136V225H134ZM134 226H133V228H134ZM5 227V228H6ZM96 227H98L99 229L101 228V230L103 231V229L105 230V232H111V233H109V235H108V237H107V239L105 240V242L107 243H105L104 242V239H103V242L102 243H105V245H102V244H100L99 246L100 247H97L96 245L97 244H99V243H96V245H95V239L93 240V238H94V232H95V229H96ZM115 227V226H114ZM114 227H113V229H112V231L114 230ZM137 228H138V226H136ZM1 228V227H0ZM4 228V226H2V229ZM30 228V229H29ZM57 228H59L60 229V227H57ZM56 228V229H57ZM70 228V227H69ZM141 228H143V226H141ZM26 229H29L30 230V232L29 231H27ZM58 229V230H59ZM77 229V228H76ZM98 229V230H99ZM115 229H116V227H115ZM136 229V228H135ZM164 229V228H163ZM66 230V229H65ZM74 231H75V228L73 229ZM121 230V229H120ZM129 230V229H128ZM219 230V229H218ZM1 231V230H0ZM27 231V232H26ZM56 231V230H55ZM54 231V232H55ZM61 231V230H60ZM72 232V231H70V236L71 235H73V234H71V233H75V232H77V230L75 231V232ZM137 231H138V229H137ZM138 231V232H139ZM38 232V233H39ZM54 232H52V233H54ZM96 232H98L97 231V229H96ZM116 232H119V230L118 229H116ZM123 232H124V229H123ZM122 232V233H123ZM128 232H130V233H128ZM127 233L128 234H130L131 236H133L134 234H135V230L134 229H130V231H128ZM49 233H51V232H49ZM51 233V234H52ZM57 233V232H56ZM56 233H54V235L56 234ZM59 233H61V232H59ZM65 233V232H64ZM63 233V234H64ZM79 233H80V235H79ZM145 233V234H144ZM163 233V232H162ZM4 234H7L5 237H4ZM68 234V233H67ZM106 234H108V233H106ZM105 234V236H107ZM114 234H115V232H114ZM113 234V237L114 236H116V235H114ZM127 234V235H128ZM27 235H25V238H26V236ZM56 235H59V236H57L58 238L57 239H60L59 237H60V234H56ZM55 235V236H56ZM61 235H62V233H61ZM65 235V234H64ZM101 236H102V234H100ZM123 234H120L119 236H120V239L122 240V236ZM135 235H137V232H136V234ZM207 235V234H206ZM63 236V235H62ZM96 236H99L98 234L96 235ZM101 236H100V238H101ZM129 236V235H128ZM197 236V235H196ZM205 236V235H204ZM28 237V236H27ZM69 237V236H68ZM67 237V238H68ZM117 237H118V235H117ZM137 237H138V235H137ZM24 238V237H23ZM29 238H31V237H29ZM33 237H32V239H34ZM40 238V237H39ZM45 238H46V236H45ZM49 238H51V237H49ZM65 238V237H64ZM67 238H65V239H67ZM96 239L98 238V237H95ZM100 238H98V240L97 241H99V239ZM103 238V237H102ZM102 238H101V240H102ZM116 238V237H115ZM114 238V239H115ZM202 238H204V239H202V244H203V246H207L206 247V249H208V246H210V244H211V240L213 239L210 235L209 236H205V237H202ZM38 239V238H37ZM65 239H63L62 241H64ZM129 239H130V236H129ZM138 239H140V238H138ZM137 239V240H138ZM142 239V238H141ZM140 239V240H141ZM201 239V238H200ZM25 240V239H24ZM42 240V239H41ZM70 240V239H69ZM127 240H128V237H127ZM139 240V241H140ZM197 240V239H196ZM29 241V240H28ZM30 241H32V240H30ZM34 241V240H33ZM33 241H32V245H34L33 244ZM73 241V240H72ZM73 241V242H74ZM130 241V240H129ZM152 241H153V243H152ZM198 241V240H197ZM35 242H37V241H35ZM58 242H60V241H58ZM70 241H66L65 240V242H62V243H64V245H65V247H67L66 245H69L70 243H69ZM79 242H77V243H79ZM15 243V242H14ZM40 243V242H39ZM45 243V242H44ZM43 242H42V244H44ZM62 243L61 244H59V246L61 245V246H63V249H64V245H62ZM119 242H117V244H118ZM12 244V243H11ZM30 245L29 246H31V242L29 243ZM46 245H47V243H45ZM57 244V243H56ZM73 243L71 242V244L70 245H72ZM139 244H141V245H139ZM4 245V244H3ZM10 245V244H9ZM69 245V246H70ZM94 245L97 247H94ZM113 245V244H112ZM121 245V244H120ZM140 247H139V246ZM7 246V245H6ZM24 246V245H23ZM49 246V245H48ZM48 246H45L44 245V247L46 248V247H48ZM73 246V245H72ZM115 245H113V246H111V247H114ZM117 246H119V245H117ZM39 247L41 248V246L39 245ZM108 247V248H107ZM129 247V248H130ZM4 248V252H6L5 251V247H3ZM10 248H12L11 246H10ZM45 248L43 249V248H41V249H38L35 245L34 246H32V247H26L25 248V250L27 251V252H31V253H37V254H35V256H39V258L40 257H42L44 254H42V256H41V252H43L44 253V251H45ZM49 248V247H48ZM48 248L46 249L47 251H48ZM51 248V247H50ZM49 248V249H50ZM74 248V247H73ZM63 249H60L61 251H62V253H63ZM69 249H70V247H69ZM111 249V248H110ZM3 250V249H2ZM9 250V249H8ZM19 250V249H18ZM68 250V249H67ZM113 250H114V248H113ZM113 250H111V251H113ZM116 250V249H115ZM114 250V251H115ZM19 251H21V250H19ZM53 251V250H52ZM64 251H65V249H64ZM73 251V250H72ZM77 251V250H76ZM110 251V256L113 254V252H111ZM8 252V251H7ZM30 252H29V254H30ZM50 252H51V250H50ZM103 252V253H102ZM108 252L109 251H107V254H108ZM9 253H10V251H9ZM22 252H20V254H21ZM26 253V252H25ZM47 253V252H46ZM45 253V254H46ZM77 253H80V251H78ZM77 253H70V254H68V251H67V253H65L64 252V255H65V257L66 258H72L70 261H72L73 262V264H81L82 262H81V260H80V256H79V254H77ZM96 253V254H97ZM112 253V254H111ZM117 253H118V251H117ZM23 254V253H22ZM27 254V253H26ZM81 254V253H80ZM116 254V253H115ZM158 254V253H157ZM32 255V254H31ZM59 255V254H58ZM63 255V256H64ZM83 255V254H82ZM33 256V259H34V255H32ZM61 256V255H60ZM155 256V257H154ZM11 257V256H10ZM21 257H22V255H21ZM20 257V258H21ZM23 257H24V255H23ZM99 257V256H98ZM37 257H35V259H36ZM38 258V259H39ZM227 258V257H226ZM225 258V260H224V262L222 263V264H234L233 263V261H232V259H230V258H227L226 259ZM31 259V258H30ZM32 259V260H33ZM44 262H45V260L43 259V258H41ZM106 259V260H105ZM118 259V258H117ZM122 259V258H121ZM27 260H29V259H27ZM42 260L41 261H39V262H42ZM55 260V259H54ZM111 260H114V259H111ZM156 260V259H155ZM19 261H21V260H19ZM25 261V260H24ZM53 261V260H52ZM102 261V260H101ZM108 261L105 263L104 262V264H107L108 263ZM157 261V260H156ZM156 261H154V264H155V262ZM34 262V261H33ZM119 262V261H118ZM23 263V262H22ZM25 263V262H24ZM29 263V262H28ZM31 263V262H30ZM49 263V261H47V264ZM103 263V262H102ZM111 263V262H110ZM113 263H114V261H113ZM157 263V262H156ZM50 264H54V263H51V261H50ZM92 264H94V263H92ZM96 264H99V263H97L96 262ZM101 264V263H100ZM115 264V263H114ZM118 264H120V263H118ZM125 264V263H124Z\"/></svg>","mask_w":264,"mask_h":264}]
</instances>
